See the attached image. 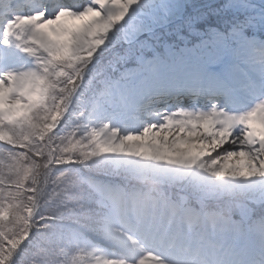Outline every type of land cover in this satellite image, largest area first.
Masks as SVG:
<instances>
[{
  "label": "snow or ice",
  "instance_id": "6c2138e0",
  "mask_svg": "<svg viewBox=\"0 0 264 264\" xmlns=\"http://www.w3.org/2000/svg\"><path fill=\"white\" fill-rule=\"evenodd\" d=\"M0 264H264V0H0Z\"/></svg>",
  "mask_w": 264,
  "mask_h": 264
}]
</instances>
